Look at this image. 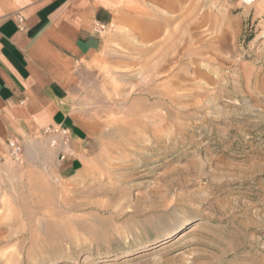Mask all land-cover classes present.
<instances>
[{
    "label": "rangeland",
    "instance_id": "374dc122",
    "mask_svg": "<svg viewBox=\"0 0 264 264\" xmlns=\"http://www.w3.org/2000/svg\"><path fill=\"white\" fill-rule=\"evenodd\" d=\"M124 9L74 92L84 170L43 144L0 161V264H264V5Z\"/></svg>",
    "mask_w": 264,
    "mask_h": 264
},
{
    "label": "crops",
    "instance_id": "0c3cea01",
    "mask_svg": "<svg viewBox=\"0 0 264 264\" xmlns=\"http://www.w3.org/2000/svg\"><path fill=\"white\" fill-rule=\"evenodd\" d=\"M131 1L0 0V161L10 141L25 150L43 144L62 179L84 170L94 126L75 88L106 62L114 26L130 22Z\"/></svg>",
    "mask_w": 264,
    "mask_h": 264
},
{
    "label": "built area",
    "instance_id": "2783aa9c",
    "mask_svg": "<svg viewBox=\"0 0 264 264\" xmlns=\"http://www.w3.org/2000/svg\"><path fill=\"white\" fill-rule=\"evenodd\" d=\"M238 3L245 5V6H255L259 3L264 5V0H235ZM61 134L63 136L67 135V131L66 130H62ZM58 142L56 139H53L51 141V146L55 147L57 146ZM9 145V156L12 160H14L15 162H20L22 160V147L20 145H18L17 143H15L14 141H10L8 143Z\"/></svg>",
    "mask_w": 264,
    "mask_h": 264
}]
</instances>
